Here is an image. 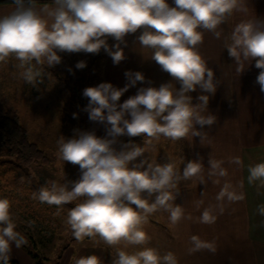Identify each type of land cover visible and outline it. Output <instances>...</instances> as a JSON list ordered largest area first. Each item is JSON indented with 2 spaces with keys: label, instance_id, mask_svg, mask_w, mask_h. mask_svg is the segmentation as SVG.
<instances>
[{
  "label": "clouds",
  "instance_id": "clouds-1",
  "mask_svg": "<svg viewBox=\"0 0 264 264\" xmlns=\"http://www.w3.org/2000/svg\"><path fill=\"white\" fill-rule=\"evenodd\" d=\"M12 2L13 10L0 15V64H7L10 59L17 61L14 66L19 78L33 87L43 83L45 75L51 77V72L42 71L43 66L52 69L60 65V53L96 55L103 50L114 65H119L125 59L121 44L127 46L126 36L138 30L141 34L136 41L140 47L150 49V60L172 78L159 87L138 88L123 103L119 101L129 88L145 82L142 72L126 71L128 82L123 88L106 82L85 88L82 94L88 104L84 111L90 121L104 126L105 135L79 129L74 130L72 138L61 135L57 158L78 165L80 176L63 184L46 182L32 193V198L57 208L80 201L67 212L65 223L72 236L78 242L98 236L110 247L146 245L150 237L143 225L158 210L168 213L172 226L192 219L185 216L181 205L174 203L178 191L173 190L182 179L195 178L200 184L205 183L202 158L188 161L181 174L174 163L158 164L145 153L152 141L161 137L172 141L200 137L201 144L207 139L202 129L216 123V117L208 112V103L221 81L200 54L199 45L205 32L219 39L220 26L234 13L247 14L245 0H173L172 5L168 0H53L52 5L44 6H38L37 0ZM109 39L115 43L110 45ZM225 49L240 75L254 62L260 70L256 83L264 92V19L254 16L237 23L225 40ZM86 66V61L81 60L75 68ZM197 89L202 94L194 104L190 94ZM73 118H77L76 113ZM120 137L145 138L144 146L131 139L121 143ZM118 143L119 150L115 147ZM229 162L241 164L239 157L230 158ZM208 164L209 179L227 175L223 161L210 156ZM248 172L249 185L264 187V162L250 165ZM216 199L235 202L244 196L226 182ZM220 210L223 211L222 205ZM257 212L264 216V204L258 205ZM198 219L211 224L216 216L205 209ZM16 228L11 202L0 198V264H9L13 244L19 249L28 243ZM189 242L190 254L204 249L216 251L214 242L202 241L197 235L191 236ZM74 264H101V260L96 255L81 256ZM113 264L178 261L171 251L161 255L152 247L131 253L118 248Z\"/></svg>",
  "mask_w": 264,
  "mask_h": 264
},
{
  "label": "crops",
  "instance_id": "crops-1",
  "mask_svg": "<svg viewBox=\"0 0 264 264\" xmlns=\"http://www.w3.org/2000/svg\"><path fill=\"white\" fill-rule=\"evenodd\" d=\"M52 2L53 0H37L38 6L52 5ZM168 3L172 5L173 0H168ZM245 3L248 7L247 14L234 13L220 26L219 39L211 32H205L203 43L199 45L200 54L213 69L216 79L221 81L215 94L210 95L208 103V112L216 117V123L211 127L206 125L202 129L207 134V139L201 144L200 137H188L177 141L161 137L159 141H152L149 151L145 153V157L158 164L168 162L175 164L183 160L186 164L188 161L202 158L205 183L200 184L195 178L181 180L182 183H178L177 189L173 190L174 193L178 191L174 203L181 205L185 216L190 215L192 219H183L179 224L172 226L168 213L158 210L153 214L157 220L152 222V230L145 231L148 235L151 233V247L157 249L161 255L173 252L178 264H264V216L257 212L258 205L264 204V187L258 189L256 184L249 185L247 180L248 167L264 162V92H261L260 86L256 83L260 70L255 68L254 62L240 75L236 72V64L225 49V40L237 23L254 16L264 19V0H245ZM13 8L12 0H0V15L9 13ZM140 34L138 30L137 33L126 36L127 46L121 44L125 59L119 65H114L111 57L103 50L96 54L99 56L96 73L99 83H95L96 85L106 82L114 87L123 88L128 82L125 72L129 70L142 72L145 76V82H138L135 87L129 88L119 103L135 95L140 87H159L172 79L159 65L150 60L151 50L140 47L136 41ZM108 43L112 45L115 41L109 39ZM82 54L85 53H60L62 63L70 59L80 61ZM93 56L87 54L92 61ZM57 66L60 67L61 64ZM200 94L202 93L199 89L190 94L194 104L198 103L196 97ZM27 99L29 98H25L26 101ZM49 105L46 103L45 106L35 108L45 110ZM35 108L27 105L26 109L30 110L32 115L34 112L31 111L38 113ZM196 127L201 130L199 125ZM86 131H95L98 136L105 135L104 126L90 121L88 113ZM129 139L144 146L145 138L142 137H120V142L128 143ZM121 143L115 146L117 150L120 149ZM210 156L214 160L223 161L222 167L227 171L225 177L209 179ZM233 157H239L241 164L230 163L229 160ZM185 164L179 166L180 172ZM217 179L219 183H213V180ZM226 182L232 185L237 194H243L244 199L235 202H228L226 199L222 202L217 201L216 197ZM200 201L202 203L197 207V202ZM205 209H210L211 214L216 216L214 223L199 222L198 218ZM193 235H197L202 241L214 242L216 251L204 249L190 254L189 238ZM160 240L176 241L180 248H174L168 243L169 248L160 249ZM85 241L92 240L85 238ZM73 252L66 264H74ZM94 255L100 258L101 264H113L116 258V252L108 248L105 252L101 250Z\"/></svg>",
  "mask_w": 264,
  "mask_h": 264
},
{
  "label": "rangeland",
  "instance_id": "rangeland-1",
  "mask_svg": "<svg viewBox=\"0 0 264 264\" xmlns=\"http://www.w3.org/2000/svg\"><path fill=\"white\" fill-rule=\"evenodd\" d=\"M80 56L81 60L86 61L84 69L75 68L78 61L76 59L67 60L60 67L52 69L43 66L42 71L51 72L52 75H45L43 83L36 87L19 78V70L14 66L18 62L14 59H10L7 64H0V116H17L24 129L29 131L28 141L48 160L47 165H32L30 170H18L17 177H14L6 171L12 165L9 161H4L8 159L3 158L4 153L0 150V198H8L11 202L16 230L28 241L27 245L19 249L12 245L10 260L19 264H66L73 251L76 259L97 254L101 250L105 252L106 248L113 252H117L118 248L135 252L145 247L130 245L125 248L123 244L110 247L100 238L78 242L65 221L68 210L80 201L57 208L32 198V193L45 186L46 182L63 184L75 181L80 176L78 165L63 162L56 155L57 140L61 135L67 139L73 137L76 129L86 131L87 112L84 109L88 98L82 93L85 88L99 83V77L96 76L99 56L94 55L93 61L87 54ZM25 98L29 99L26 101ZM46 103L51 104L49 109L35 108L45 106ZM27 105L35 108L38 113L31 111L34 112L31 115L30 110L26 109ZM73 113L77 114V118H73ZM183 164L184 160L175 163L177 169ZM153 214L148 216V222L143 225L144 231L152 230V222L157 220ZM148 236L151 239V233ZM168 243L174 248H180L176 241L167 240H160L159 248H169ZM151 244L149 240L146 246L151 247Z\"/></svg>",
  "mask_w": 264,
  "mask_h": 264
},
{
  "label": "trees",
  "instance_id": "trees-1",
  "mask_svg": "<svg viewBox=\"0 0 264 264\" xmlns=\"http://www.w3.org/2000/svg\"><path fill=\"white\" fill-rule=\"evenodd\" d=\"M27 133L17 116H0V150L12 165L8 173L17 177V172L30 170L32 165H47L45 155L27 139ZM36 226V225H35ZM9 264H19L9 261Z\"/></svg>",
  "mask_w": 264,
  "mask_h": 264
}]
</instances>
